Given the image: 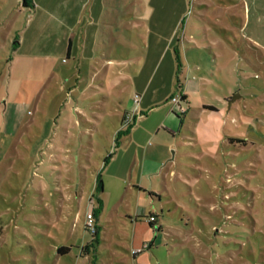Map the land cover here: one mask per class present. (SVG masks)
<instances>
[{
    "label": "rangeland",
    "instance_id": "1",
    "mask_svg": "<svg viewBox=\"0 0 264 264\" xmlns=\"http://www.w3.org/2000/svg\"><path fill=\"white\" fill-rule=\"evenodd\" d=\"M28 1L0 0V264H81L55 247L102 201L101 264L148 233L152 264H264V0ZM128 113L164 158L139 181L105 165Z\"/></svg>",
    "mask_w": 264,
    "mask_h": 264
},
{
    "label": "crops",
    "instance_id": "2",
    "mask_svg": "<svg viewBox=\"0 0 264 264\" xmlns=\"http://www.w3.org/2000/svg\"><path fill=\"white\" fill-rule=\"evenodd\" d=\"M86 0H82L81 4H80V9L79 12H81L82 10V5ZM148 2L146 3L145 8L143 10V12H141V14L139 15L142 17H146V16H152L153 12H154V8L153 5H151L149 3V0H147ZM43 0H29L28 3L30 4L31 7H36L39 8L41 6H46V4L43 3ZM99 5L103 3V0H99ZM115 3L117 4V7H113L112 11H113V15H119L122 10V8L120 7V5H123L125 8V14L129 15L131 20H136L137 19V12H136V6L138 5L137 0H115ZM22 6H26V2H22ZM101 7V6H100ZM100 16V15H99ZM101 18V17H99ZM93 18H91L90 20L86 21V26L85 29H83V38H84V42L89 39L93 40L92 37V29H88L89 24L93 23ZM97 28V27H96ZM95 41V39H94ZM122 112L120 114V119H119V123L120 120H122V116H123ZM172 127L174 126L173 124L171 125ZM121 129H119L118 133L115 136V143H114V150L112 151L110 157L108 158V160L105 162V165L107 168H110V165L117 161L118 156H117V152L123 147L125 148H133L132 150V158L130 160V164L131 167L133 168V170H135L136 172V177L135 179L139 181L140 178L142 177H147V176H152V175H156L158 172L160 173L161 170L159 171L160 168V164L162 163V161L164 160L163 158V154H161L160 151V147L159 146H146V140H141L142 137V133L139 131L138 126L133 123H131L130 126H125V127H121ZM159 131V128L157 126H155L153 129L147 131V135L146 138L151 137V135H157ZM123 136H126L125 138ZM124 138V140L122 141L121 138ZM145 138V139H146ZM123 142V143H122ZM66 156V154H65ZM100 178H101V174H99ZM97 181H98V177H97ZM102 181V180H101ZM137 185V184H135ZM98 192L103 190V184H102V188L98 187V183H97V187ZM151 189H153V187L151 186ZM158 189H156L155 191H157ZM158 192V191H157ZM94 204L89 205V208L87 209V212L92 210L95 217H96V223L99 226V231L98 233H96L94 236L91 235L90 239L86 238L85 236H82L81 238H77V237H73L71 236V233L68 236V241L64 242L63 245H69V248L64 252V253H59L57 251V247L56 248V254L58 255H71L73 254L75 259L78 260L77 262H81V264H101L103 262V250H105L106 248L104 247L105 244V239L102 238L101 234H102V230L103 228L98 224V220L100 219V212L99 209L103 208V201L101 202V204L99 206L94 207ZM151 214V213H149ZM148 214V216H149ZM148 222V221H147ZM155 224V222H153V225ZM158 224V223H157ZM148 226L149 227H153L151 225H149L148 222ZM161 228V225L158 224V229ZM141 235V237L136 236V234H134L131 237V240H129L128 242H126L127 244L131 245V249L129 250L130 254H131V259H130V263L129 264H152L151 263V259L153 258V254H152V242H148V240H146L148 238V235ZM121 242L123 241V239L120 240ZM144 244H147V248H143ZM62 246V245H60ZM75 246V247H74ZM74 247V251L71 250V248ZM133 249H138V251H136L135 253L132 252ZM110 253V252H109ZM108 255L112 256V253H110Z\"/></svg>",
    "mask_w": 264,
    "mask_h": 264
},
{
    "label": "built area",
    "instance_id": "3",
    "mask_svg": "<svg viewBox=\"0 0 264 264\" xmlns=\"http://www.w3.org/2000/svg\"><path fill=\"white\" fill-rule=\"evenodd\" d=\"M171 99L174 100L176 102V104L178 106H180V112H183L182 109H183V106L181 105L180 101L182 100L181 99V93L178 94V95H172L171 96ZM133 100L134 102L136 103V105L139 103V100H140V95L138 93H134L133 95ZM124 121V124L127 125L131 122L132 118H131V115L128 113L126 114ZM112 151H109L108 153H111ZM107 153V154H108ZM96 217L93 213L92 210L88 211L87 214H86V219H84V226L87 230H89L91 232V234H94L97 232V223H96ZM148 220L151 221V222H155L157 221V215L154 214V213H151L149 216H148ZM147 244H144L143 248H147ZM136 251H138V249H133L132 252L135 253Z\"/></svg>",
    "mask_w": 264,
    "mask_h": 264
},
{
    "label": "trees",
    "instance_id": "4",
    "mask_svg": "<svg viewBox=\"0 0 264 264\" xmlns=\"http://www.w3.org/2000/svg\"><path fill=\"white\" fill-rule=\"evenodd\" d=\"M23 1H25V0H23ZM183 98H185V96L184 95H181V99H183ZM176 114V113H175ZM183 114V112H180V113H177L176 114V116H181ZM131 125V123H129V124H127V126H130ZM126 126V127H127ZM112 153V152H111ZM111 153H108L106 156H105V161H107L108 160V158L110 157V155H111ZM100 176V175H99ZM98 176V187L99 188H102V181H101V178ZM150 215V214H149ZM149 222V225H151V226H153V222H151V221H148ZM98 231H99V226L97 225V232L96 233H98ZM96 233H94V234H92V236H94ZM69 248V245H62V246H59L58 248H57V251L59 252V253H64L67 249Z\"/></svg>",
    "mask_w": 264,
    "mask_h": 264
}]
</instances>
